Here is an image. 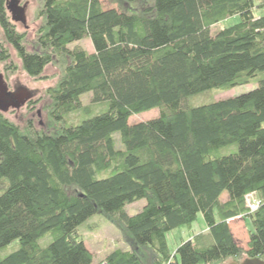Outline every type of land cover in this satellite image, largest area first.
Instances as JSON below:
<instances>
[{
  "label": "trees",
  "instance_id": "obj_1",
  "mask_svg": "<svg viewBox=\"0 0 264 264\" xmlns=\"http://www.w3.org/2000/svg\"><path fill=\"white\" fill-rule=\"evenodd\" d=\"M7 1L0 0L5 72L18 68L11 47L32 79L47 80L50 65L59 74L46 91L45 128L20 126L0 111V252L18 241L0 264H94L80 226L97 213L130 234L129 249L105 264L264 259V0H125L131 10L123 0H111L116 9L100 0H40L33 51ZM86 39L94 52L71 47ZM251 83L258 86L240 96L188 104ZM90 92L110 110L67 126ZM154 109L158 118L129 124ZM248 196L259 203L254 212ZM140 200L142 211L129 215L126 207ZM201 214L207 231L173 253L167 235ZM239 217L254 227L247 249L229 224Z\"/></svg>",
  "mask_w": 264,
  "mask_h": 264
},
{
  "label": "rangeland",
  "instance_id": "obj_2",
  "mask_svg": "<svg viewBox=\"0 0 264 264\" xmlns=\"http://www.w3.org/2000/svg\"><path fill=\"white\" fill-rule=\"evenodd\" d=\"M21 6L27 5L26 15H27V25L22 23H15L18 31L25 32L27 35V48L30 51L34 50L35 41L37 39V31L41 25V19L36 16V11L40 6V0H20ZM104 9L118 8L116 3L111 0H100ZM125 6L133 8L132 3H128L123 0ZM125 10V8H124ZM127 11L131 12L129 9ZM10 14V13H9ZM11 16V15H10ZM240 21V17H231L212 28V33L217 34L221 29L232 26ZM0 43H4L3 31L0 36ZM77 45L83 46L88 52H94V46L91 40L86 39L79 42H75L71 47ZM8 46V45H7ZM11 50L12 60L18 64V68L14 73L5 72V64L0 62V72L4 74L5 80L11 91L16 87H26L32 92L36 93L33 100L41 99L34 109L29 108L28 104L19 110H10L5 115L13 122L19 124L20 126H25L29 120H32L36 127L45 128L46 127V113L44 112V106L48 100L46 91L49 87L56 84L59 74L57 68L53 65L47 67L45 75L49 78L47 80H35L28 76V74L22 69L21 62L17 57V53L9 47ZM258 85L256 83H251L249 85L238 86L232 90L222 92L220 90H210L203 94L190 97L188 99V104L191 106H201L209 104L212 102H217L221 100H226L234 98L245 94ZM83 108L78 111L71 113L66 117L67 126H77L84 120L97 116L99 114L106 113L110 110V104L108 101L94 102L93 93H85L81 97ZM159 117V110L154 109L149 112L141 113L132 116L129 119V124L134 125L141 122L150 121ZM115 144L117 149H124V145L121 141L120 133L114 135ZM228 193H224L221 196V201L228 200ZM249 198V197H248ZM257 201L255 198L250 197L248 200V207L251 212H254L252 208L257 207ZM146 204L145 200H140L135 203L129 204L126 207L127 213L131 216L138 214L142 211ZM230 227L233 231L234 237L236 238L238 244L244 249L248 248L249 237L251 233H254V227L248 218H241L232 220L229 222ZM118 226V227H117ZM80 231L83 234L85 243L89 251L93 254L94 264H105V259L109 254L117 249H129V245L125 241L123 235L126 237L129 234L128 230L123 225H116L105 213H97L90 218H88L81 226ZM207 231L206 223L203 215H199L198 220L192 227H181L173 230L167 235V240L169 247L173 253L176 252L177 248L180 246L182 241H187L192 239L195 235ZM127 233V234H126ZM130 235V234H129ZM52 238L46 237L41 240V243L46 246L50 244ZM18 241L13 242L8 247L4 248L0 252V257H5L10 252H12ZM144 249V248H142ZM146 249V248H145ZM245 258L241 260H229L225 264H230L231 261L242 262Z\"/></svg>",
  "mask_w": 264,
  "mask_h": 264
},
{
  "label": "water",
  "instance_id": "obj_3",
  "mask_svg": "<svg viewBox=\"0 0 264 264\" xmlns=\"http://www.w3.org/2000/svg\"><path fill=\"white\" fill-rule=\"evenodd\" d=\"M7 8L14 23L27 25V5L21 6L20 0H8ZM2 35V26L0 23V36ZM35 93L26 87H18L11 91L5 80L4 74L0 72V111L8 113L10 110H19L25 107L33 98ZM245 258V257H244ZM230 264H264V259H246L242 262L231 261Z\"/></svg>",
  "mask_w": 264,
  "mask_h": 264
},
{
  "label": "built area",
  "instance_id": "obj_4",
  "mask_svg": "<svg viewBox=\"0 0 264 264\" xmlns=\"http://www.w3.org/2000/svg\"><path fill=\"white\" fill-rule=\"evenodd\" d=\"M248 197L250 198V197H252V196H248ZM248 197H247V199H246V200H247V206H248V200H249V198H248ZM258 206H259V203H257V207H254V208H252V209H253V210H254L255 208L257 209V208H258ZM248 207H249V206H248ZM249 208H250V207H249ZM256 209H255V210H256Z\"/></svg>",
  "mask_w": 264,
  "mask_h": 264
},
{
  "label": "flooded vegetation",
  "instance_id": "obj_5",
  "mask_svg": "<svg viewBox=\"0 0 264 264\" xmlns=\"http://www.w3.org/2000/svg\"><path fill=\"white\" fill-rule=\"evenodd\" d=\"M16 88H18V87H16ZM16 88H14V90H15Z\"/></svg>",
  "mask_w": 264,
  "mask_h": 264
},
{
  "label": "crops",
  "instance_id": "obj_6",
  "mask_svg": "<svg viewBox=\"0 0 264 264\" xmlns=\"http://www.w3.org/2000/svg\"><path fill=\"white\" fill-rule=\"evenodd\" d=\"M238 219V218H237ZM232 221V220H231ZM207 227V226H206ZM233 232V231H232Z\"/></svg>",
  "mask_w": 264,
  "mask_h": 264
}]
</instances>
